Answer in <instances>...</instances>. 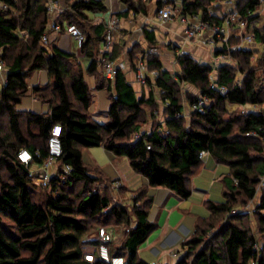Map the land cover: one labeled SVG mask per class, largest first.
<instances>
[{"label": "trees", "instance_id": "16d2710c", "mask_svg": "<svg viewBox=\"0 0 264 264\" xmlns=\"http://www.w3.org/2000/svg\"><path fill=\"white\" fill-rule=\"evenodd\" d=\"M2 1L8 5L0 9V50L8 67V85L0 87V264H109L100 256V236L89 238L100 226L112 235L106 243L111 256H124L126 264H151L138 255L155 227L149 220L148 186L190 197L202 151L229 167L222 179L224 200L205 201L210 213L197 218L195 231L181 243L184 253L177 264H264V187L258 191L264 177V28L253 25L261 16V0H236V9L262 49L244 46L229 53L228 46L240 44L232 41L241 38L235 33L216 52L228 54L230 61L214 67L183 53L178 55L176 74L148 54L149 72L156 71L154 78L147 76L149 97H139L119 68L105 86L111 106L109 121L103 125L91 119L92 94L77 54L43 41L44 35L49 36V0ZM222 1L183 0L181 12L222 26L224 18L209 15V9L222 10ZM104 9L103 0H67L58 19L60 24H76L84 33L79 52L91 59L89 73L97 71L100 55L114 60L118 54L117 49L111 55L98 49L107 28L93 25L88 13ZM145 35L155 42L153 31ZM258 52L261 56L255 60ZM143 54L130 56L134 68ZM38 69L47 70L53 79L33 88L34 95L48 104L47 114L17 109L29 90L27 79ZM186 84L198 92L185 90ZM155 91L163 105V121L155 120L161 106ZM200 98L206 100L203 111L192 107ZM230 103L252 108L226 116ZM150 119L151 129H143ZM55 124L62 126V154L57 174L42 186L17 153L27 148L34 162L43 165ZM94 146L126 156L132 168L147 178V187L136 191L130 205L113 204L109 192L113 181L83 160V150ZM65 165L71 170L66 171ZM119 190L129 193L125 187ZM253 201L255 207L250 209ZM251 216L257 232L249 223ZM116 227L122 228L120 240ZM90 245L93 251L88 250ZM89 252L92 260L86 258Z\"/></svg>", "mask_w": 264, "mask_h": 264}, {"label": "crops", "instance_id": "0c3cea01", "mask_svg": "<svg viewBox=\"0 0 264 264\" xmlns=\"http://www.w3.org/2000/svg\"><path fill=\"white\" fill-rule=\"evenodd\" d=\"M53 1L56 2L59 7V11L55 16L56 21L58 22V19L61 17L63 11L66 10L67 0ZM160 1L163 4V0H132V3H127L123 0H103L106 5V9L88 13L93 25L103 24L107 28L105 39L98 43V49L101 52L108 53L110 55L113 53L114 49H117V57L112 61L117 65L125 64V68L122 70L125 73L126 79L133 86L139 97L142 95L149 97L151 86L147 81L145 83H140L136 80L135 68L134 65H132L130 58L131 55H133L136 59L141 55L142 51L145 52L149 48H155V52H153L152 57L159 60L163 69L173 74L179 72L178 55L183 53L190 54L200 63L215 67L221 64V62L217 60L220 53L217 54L216 52L224 49L225 44L231 37L230 36L228 39L215 37L212 30L209 28H203L197 32L195 36L189 37L187 35V25L185 23H181L179 20L164 21L159 18L158 10L161 7ZM168 1L177 2L179 6L183 5V0ZM113 18L118 20V25L113 32L112 45L109 50H106L105 42L107 35L109 34V22ZM51 21L48 26L50 42L62 51L76 53L85 70V78L89 84L92 94V103L89 109L91 119L99 124H106L109 121L111 97L105 86L108 80H114V78L110 79L105 74L103 64L104 56L102 57V55H100L101 62L98 65L97 71L95 73H89L87 69L90 65L91 59L79 52L76 40L67 31L68 24L66 21L62 22V24L58 22L62 26L60 31H55L51 28ZM199 22H203L201 16H199ZM233 30H238L236 25L230 29V33ZM145 31L154 32V43H151L147 39ZM105 58L110 59L108 56ZM40 70L42 72L37 74L38 77L34 83L30 85L27 79L29 90L26 93V95L32 94L38 101L41 100L34 95L33 88L37 86H44L53 82L49 73L47 74V70ZM154 71L155 70L149 72L148 69L147 76L154 78V75L156 74V71ZM41 82L44 83L41 84ZM184 87L188 89L189 85L186 84ZM155 94L157 100L161 104L160 111L155 113V119L163 121V105L156 91ZM94 96L101 97L100 105L102 104V97H105L108 101L106 109H103V112L100 110L97 112L93 102ZM18 110L39 114H47L50 112L49 108L46 112H37L28 109ZM99 113L103 114V118L100 116L99 118L95 117L96 120L93 119L92 116L94 114L101 115ZM105 120L106 123H102V121ZM151 126L152 124L150 125V129ZM89 149L93 151V158L90 156L91 151L87 150L85 153L88 158V164L93 168L99 169L106 178L113 181L114 186H117L118 188L125 187L129 193L136 192L142 187H147V178L142 173L137 172L132 168L129 159L126 156L116 155L113 152L106 150L103 146H94ZM84 151L85 149L83 150V156ZM120 164L124 168V172L120 171ZM202 165L203 166L201 167H204L205 169L209 166L216 170L220 163L208 154L206 158L202 160ZM31 170L41 173L43 168L42 165L33 162ZM57 172L58 167L53 169L54 175H56ZM202 175V170H199V172L195 175V179L192 178V194L188 198H181L175 192L165 187L148 186V193L152 196V205L149 209V220L155 227L148 239L138 250V255L141 259L150 262L151 264L178 263L184 252L181 247V243L185 239L189 238L195 231L197 218L199 216H208L197 213L193 207V202L190 200L193 195L197 193V189L200 190V188L204 186ZM253 202H251L252 204H249L250 207H253Z\"/></svg>", "mask_w": 264, "mask_h": 264}, {"label": "built area", "instance_id": "2783aa9c", "mask_svg": "<svg viewBox=\"0 0 264 264\" xmlns=\"http://www.w3.org/2000/svg\"><path fill=\"white\" fill-rule=\"evenodd\" d=\"M264 0H261L263 3ZM222 10H213L209 9L210 16H219L225 19V23L222 26L219 25H210L206 22H199V15L198 14H183L181 12L182 6H179L177 2H170L168 0H163V5L158 10V16L161 20L164 21H174L179 20L181 23H185L187 25V35L189 37H193L196 35L203 28H209L212 30L213 35L217 37H222L228 39V34L230 33V29L236 25L237 28L243 29L245 32L241 34L242 42L238 45H231L228 46L229 53L237 50L239 47H244L248 42L253 41V35L250 32L246 31L248 22L245 19H242L236 9V0H223L221 3ZM8 5L0 0V9H7ZM49 12L51 14V28L55 31H60L62 26L56 21V14L59 11V7L57 6L56 2L51 1L48 5ZM118 25V20L113 18L109 22V34L107 35L106 42H105V49L109 50L112 45L113 41V32ZM67 31L74 37L77 42L78 47L80 48L85 41V36L82 30L76 24H70L67 26ZM25 34L21 32V35ZM44 43H49V36H43ZM155 52V48L147 49L144 54L140 57L138 62L135 66V73H136V80L140 83H145L147 81V73H148V66L145 59V56L148 54H152ZM217 60L221 63H225L230 61V57L228 54L221 53ZM104 70L105 74L108 78L112 79L115 77L117 70L125 68V64H115L112 60L108 58H103ZM156 75V74H155ZM211 79H214V76L211 75ZM8 85V67L4 60L3 51L0 50V87H6ZM212 87L216 88V85L213 83ZM206 100L202 98L199 99L197 103L192 105L193 109H198L203 111V107L205 106ZM61 134H62V126L60 124H55L51 128L48 140H47V148H48V155L44 160L42 165L43 171L41 173H37L31 170V174L35 177V183L42 186H47L50 181L52 180L54 174L53 169L59 166L58 159L62 154V147H61ZM209 153L207 151H202L200 153L201 160H204ZM38 155V154H37ZM17 158L23 164L30 166L34 162V155L33 153L28 150L27 148H22L17 153ZM64 169L66 171H70L71 167L69 165H65ZM264 187V177L261 180V183L258 187V191ZM233 213H237V211H233ZM100 238H101V245H100V256L103 260H105L109 264H126V259L122 255H114L111 256L109 253V249L107 246V242L112 239V235L109 231L105 228L100 230ZM255 249H260V244L255 245ZM184 251V250H183ZM184 253V252H183ZM86 258L88 260H92V255H87ZM251 264H257L255 261H252Z\"/></svg>", "mask_w": 264, "mask_h": 264}, {"label": "rangeland", "instance_id": "374dc122", "mask_svg": "<svg viewBox=\"0 0 264 264\" xmlns=\"http://www.w3.org/2000/svg\"><path fill=\"white\" fill-rule=\"evenodd\" d=\"M51 1H53V0H49L48 4ZM260 14H261L260 18L253 25L264 28V1L260 7ZM87 31H88V28H87ZM244 32L245 31L243 29L238 28V30L231 31V33L228 34V38L230 36L232 37L233 34H235V33H238V35L241 36V34H243ZM215 37H217V36H215ZM232 41L235 43H241L242 39L240 37L239 38L235 37V38H233ZM246 46L251 47V48H256V47H258L260 49L263 48L262 45H256L254 41L248 42L246 44ZM260 56H261V52H258L255 54L254 59L256 60ZM39 70L40 69L33 71L32 74L29 76L28 83L30 85L36 81V79L38 77L37 74H39V72H42L41 70L40 71ZM47 74H48V72H47ZM48 78H49V76H48ZM43 83L44 82H41V84H43ZM186 89L187 88H185V90ZM188 90L192 94H196V92H198L197 89L191 85H189ZM100 100H101V97L94 96L93 102H94V105L97 109V112H99V110L101 112H103V109L105 110L106 105L108 104V101L106 100L105 97L104 98L102 97V104L101 105H100ZM17 108L18 109H28V110H33V111H37V112H46V111H48L49 107L47 104L36 100V98L32 94H27L26 96L23 97L22 101L17 104ZM227 108H228V111L225 114L226 116H228L231 113H237V114L239 113L240 114L241 112L248 111L252 108V106L251 105H240V104H236V103H230V104H228ZM99 114H101V113H99ZM100 116H102V118H103V114H101V115L94 114L92 117H93V119H95V117L99 118ZM155 120L157 121V119H155ZM102 123H106V120L102 121ZM151 124H152V120H149V122L143 126V129H150ZM89 148L90 147H88V149L85 148L84 156H83V160L87 164H88V158L86 157V153H85V152H87V150L91 151L90 156H91V158H93V155H92L93 151ZM206 168L207 169H205L204 167H201V169H200L203 172L202 181L204 180V183H203L204 186L201 187L200 190L197 189V193H195V195H193V197L190 199L191 202H193V205H194L193 207H194L195 211L197 213H200V215H204V216H207L210 213V211L208 210V208L205 205L206 203L204 200L210 199V200L218 201V202L224 200V183H223L222 179L225 175L228 174V171H229V167L225 164H220L216 170H214V168H211L209 166H207ZM119 169L121 172H124V170H123L124 168L121 166V164H120ZM3 174H5V172ZM195 177L196 176H194L193 179H195ZM106 183H104L105 186H106ZM109 186L111 189V190H109V192H110L111 201L113 204H115L117 202H119V203L121 202V203H124L125 205L126 204L130 205L132 203L131 202L132 198L136 197V192L124 193L123 190H119V188L117 186H114V187L112 185H109ZM250 204H252V203H250ZM253 204H254L253 207H250V205H248V207H250V209L254 208L255 202H253ZM249 223H250L252 229L255 230V232H257V223H256L254 216H251V220H249ZM103 227L106 229L105 226H100L99 232H96V231L92 232L89 235V238L99 239L100 230ZM116 229H118V237L116 240H118V239L120 240L121 238L124 237L123 232H122V228L116 227ZM257 237H258L259 241L262 243L263 239L261 238V236L258 233H257ZM88 250L93 251L94 247L92 245H90L88 247ZM89 255H91V252H89Z\"/></svg>", "mask_w": 264, "mask_h": 264}]
</instances>
